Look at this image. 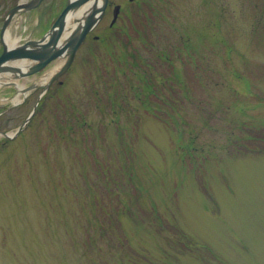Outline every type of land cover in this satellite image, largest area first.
I'll list each match as a JSON object with an SVG mask.
<instances>
[{
    "label": "rangeland",
    "instance_id": "rangeland-1",
    "mask_svg": "<svg viewBox=\"0 0 264 264\" xmlns=\"http://www.w3.org/2000/svg\"><path fill=\"white\" fill-rule=\"evenodd\" d=\"M1 1L0 27L20 0ZM114 1L116 28L0 142V264H264V0ZM66 2L11 35L41 37ZM40 92L9 108L24 96L2 85L0 132Z\"/></svg>",
    "mask_w": 264,
    "mask_h": 264
},
{
    "label": "water",
    "instance_id": "water-1",
    "mask_svg": "<svg viewBox=\"0 0 264 264\" xmlns=\"http://www.w3.org/2000/svg\"><path fill=\"white\" fill-rule=\"evenodd\" d=\"M41 1L42 0H33L28 4L18 5L16 8L12 9L5 22L2 35L16 12L21 9L29 10L35 8ZM98 1L99 0H69L65 9L48 31L45 38L41 41H30L22 46L14 48H9L8 45L4 43V51L0 56V74L13 73L15 77L21 78L37 73L57 59L66 58L64 65L54 72L49 83L63 75L72 65L76 52L79 46L84 42L87 34L102 18L107 0H102L103 4L101 3V6ZM90 2V8L86 10L83 18H75V16H72L76 11ZM71 18L73 19L74 25H68ZM66 31H70V33L64 35ZM24 59L32 62V64L28 66V70L9 65L12 61ZM21 129L22 127L13 134L1 133V135L12 139Z\"/></svg>",
    "mask_w": 264,
    "mask_h": 264
},
{
    "label": "flooded vegetation",
    "instance_id": "flooded-vegetation-1",
    "mask_svg": "<svg viewBox=\"0 0 264 264\" xmlns=\"http://www.w3.org/2000/svg\"><path fill=\"white\" fill-rule=\"evenodd\" d=\"M8 0H2L1 2H7ZM138 0H128V3L133 4L137 3ZM126 5L120 2H115L114 0H108V3L105 7V10L102 15V19L100 20L99 24L94 28L97 29L100 25L109 19L108 29L112 31L116 28L119 24L122 15L124 14ZM93 30V32H94ZM101 37L98 35L93 36L94 41H100Z\"/></svg>",
    "mask_w": 264,
    "mask_h": 264
},
{
    "label": "bare ground",
    "instance_id": "bare-ground-1",
    "mask_svg": "<svg viewBox=\"0 0 264 264\" xmlns=\"http://www.w3.org/2000/svg\"><path fill=\"white\" fill-rule=\"evenodd\" d=\"M98 3H101V0H99L98 1ZM90 4H91V2L90 3H88V4H86L85 6H83L81 9H79L78 11H76L75 12V14L74 15H72V16H75V18H83L84 17V15H85V13H86V10L87 9H89L90 8ZM74 25L73 24V19L71 18V20H69V23H68V25ZM76 26V25H75ZM74 26V27H75ZM70 33V31H66L65 32V34L64 35H67V34H69ZM5 39H6V41H7V43L9 44V45H15L16 43H17V40L11 35V32H10V29L7 31V34H5ZM15 64V63H14ZM63 64V61H59L57 64H56V66H55V68L50 72V73H48V75L44 78V80H43V82H46L48 79H49V77L51 76V74L56 70V69H58L61 65ZM15 66L18 68H20V69H27V63L26 62H16V64H15ZM5 79H7V78H5L3 75H1L0 76V87L2 86V85H4L5 83H7V81H9V79H7V81L5 80ZM24 78H18L17 80H16V82H20L21 80H23ZM5 80V81H4ZM21 88L24 86V84H20L19 85ZM20 94H21V92L16 96V98L14 99L15 101L17 100L18 101V99H20Z\"/></svg>",
    "mask_w": 264,
    "mask_h": 264
},
{
    "label": "trees",
    "instance_id": "trees-1",
    "mask_svg": "<svg viewBox=\"0 0 264 264\" xmlns=\"http://www.w3.org/2000/svg\"><path fill=\"white\" fill-rule=\"evenodd\" d=\"M132 58L135 59V60L137 59L135 56H133ZM137 63H135V64L137 65ZM151 81H152V79L143 78V81H142L143 84H144L143 87L146 88V89H148V93L157 96L158 90L159 89L162 90L163 87L161 85H159L158 88H155L154 86L151 85ZM163 102H165V99L163 100Z\"/></svg>",
    "mask_w": 264,
    "mask_h": 264
}]
</instances>
